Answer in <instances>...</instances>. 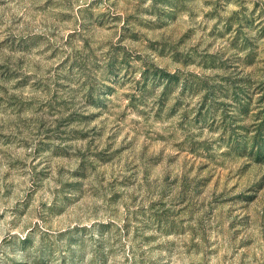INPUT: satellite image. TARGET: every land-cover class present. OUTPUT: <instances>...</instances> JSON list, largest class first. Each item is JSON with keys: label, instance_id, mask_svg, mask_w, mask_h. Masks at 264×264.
I'll return each instance as SVG.
<instances>
[{"label": "rangeland", "instance_id": "rangeland-1", "mask_svg": "<svg viewBox=\"0 0 264 264\" xmlns=\"http://www.w3.org/2000/svg\"><path fill=\"white\" fill-rule=\"evenodd\" d=\"M259 122L264 0H0V264H264Z\"/></svg>", "mask_w": 264, "mask_h": 264}, {"label": "trees", "instance_id": "trees-1", "mask_svg": "<svg viewBox=\"0 0 264 264\" xmlns=\"http://www.w3.org/2000/svg\"><path fill=\"white\" fill-rule=\"evenodd\" d=\"M165 75L168 77V78H174V75L173 74H167L165 73ZM213 81V80H212ZM215 81V80H214ZM205 85V88H206V91H205V96H204V105H205V102L208 100V97L207 95L209 93H212L213 92V87H214V83H207V81L204 80V83ZM187 86V82H183L182 84V88H185ZM237 92H234L232 93V95L237 98L236 96ZM213 120V118H212ZM230 124H233V121L229 122ZM263 123H258L257 127L255 128V134L254 136L251 137V141H250V144H249V147H248V152L249 153H254V155H258L259 153L262 152V150H264V138L262 137V133H263V130L261 129ZM234 141V144H236L238 141L236 139H233V140H230V142H233Z\"/></svg>", "mask_w": 264, "mask_h": 264}]
</instances>
